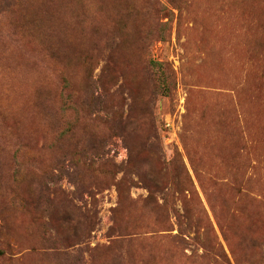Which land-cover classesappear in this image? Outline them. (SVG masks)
<instances>
[{"label": "rangeland", "instance_id": "rangeland-1", "mask_svg": "<svg viewBox=\"0 0 264 264\" xmlns=\"http://www.w3.org/2000/svg\"><path fill=\"white\" fill-rule=\"evenodd\" d=\"M0 264H264V0H0Z\"/></svg>", "mask_w": 264, "mask_h": 264}, {"label": "trees", "instance_id": "trees-1", "mask_svg": "<svg viewBox=\"0 0 264 264\" xmlns=\"http://www.w3.org/2000/svg\"><path fill=\"white\" fill-rule=\"evenodd\" d=\"M153 63L157 65L156 67H157V70L159 71V78H162L163 80L162 82L165 85V88L168 89L167 86H168L169 79H168V76H167V73L164 67L165 63L161 61H158V62L153 61ZM149 188L151 190L153 187H149Z\"/></svg>", "mask_w": 264, "mask_h": 264}]
</instances>
